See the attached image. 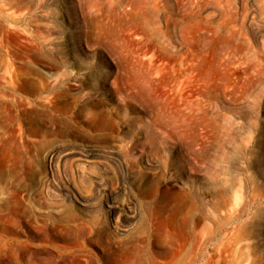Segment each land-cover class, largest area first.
<instances>
[{
    "label": "rangeland",
    "instance_id": "obj_1",
    "mask_svg": "<svg viewBox=\"0 0 264 264\" xmlns=\"http://www.w3.org/2000/svg\"><path fill=\"white\" fill-rule=\"evenodd\" d=\"M3 1L0 264H264V0Z\"/></svg>",
    "mask_w": 264,
    "mask_h": 264
},
{
    "label": "bare ground",
    "instance_id": "obj_2",
    "mask_svg": "<svg viewBox=\"0 0 264 264\" xmlns=\"http://www.w3.org/2000/svg\"><path fill=\"white\" fill-rule=\"evenodd\" d=\"M3 1V0H2ZM7 1V0H6ZM4 2V1H3ZM8 4V3H7ZM6 5V3H1L0 4V9H3L4 7L3 6H5ZM7 6V5H6ZM12 7V5H9L8 6V8H11ZM7 14H9V13H7ZM10 15H12V16H14V13L12 12V13H10ZM13 18V17H12ZM13 22H16V21H13ZM19 22V21H18ZM0 24H1V21H0ZM13 26H15V25H13ZM16 27V26H15ZM17 28V27H16ZM20 29V28H19ZM18 29V30H19ZM26 29V28H25ZM24 29V30H25ZM14 30V29H13ZM22 30V29H21ZM23 31V30H22ZM1 32H2V29H1V26H0V42L2 43V36H1ZM9 32V31H8ZM27 32V31H26ZM12 34V33H11ZM24 39H25V37H23ZM10 39V38H9ZM36 39V38H35ZM26 40V39H25ZM35 41V40H34ZM38 42V41H37ZM25 43H26V41H25ZM39 43V42H38ZM27 44V43H26ZM11 45V44H10ZM23 45V44H22ZM12 46V45H11ZM33 46V45H32ZM43 46V45H42ZM39 47V46H38ZM6 48V47H5ZM7 49H9V48H7ZM39 49V48H38ZM11 50V49H10ZM10 50H8V51H10ZM40 50V49H39ZM43 51V50H42ZM13 52V51H12ZM18 52V51H17ZM20 53V52H19ZM47 53V52H46ZM17 54V53H16ZM8 55V54H7ZM40 56V55H39ZM49 56V55H48ZM29 58V57H28ZM27 58V59H28ZM10 59V58H9ZM31 59V58H30ZM18 62V61H17ZM25 63V62H24ZM10 65L11 64H9L8 66L10 67ZM29 68V67H28ZM13 76V75H12ZM232 77V76H231ZM13 78V77H12ZM14 81V80H13ZM202 81V80H201ZM204 83H206V81L204 82ZM39 96V95H38ZM27 97V96H26ZM22 98V97H21ZM3 100V99H2ZM38 100V99H37ZM51 101H52V99H51ZM26 102H27V104H29V103H32L33 101H31V99H27L26 100ZM35 103V102H34ZM16 104L17 105H22V104H25V102L22 100V99H20L19 98V100L17 99V101H16ZM32 105V104H31ZM18 109V108H17ZM26 110H27V112H28V107L27 108H25ZM0 110H2L1 112H5L4 114H5V116H7V118H10V117H13L14 115H13V113H12V106L11 105H9L8 104V102H0ZM9 110V111H8ZM25 113V112H24ZM194 140V139H193ZM195 141V140H194ZM196 146V145H195ZM190 147V146H189ZM204 152V151H203ZM198 157V156H197ZM247 182V181H246ZM256 186V185H255ZM253 187V186H252ZM243 191V190H242ZM253 191V190H252ZM240 192V191H239ZM259 192V191H258ZM244 194H245V192H244ZM259 194V193H258ZM241 195V194H240ZM262 195V194H261ZM247 196V195H246ZM248 197V196H247ZM246 198V197H245ZM260 198V197H259ZM244 200V199H243ZM260 200V199H259ZM251 203V202H250ZM256 204V203H255ZM260 209V208H259ZM263 210V209H262ZM231 211V210H230ZM264 211V210H263ZM236 212V211H235ZM231 213H234V212H231ZM230 213V214H231ZM237 218H239V217H237ZM250 226V225H249ZM198 228V227H197ZM239 228V227H238ZM233 230V229H232ZM238 232V231H237ZM232 240V239H231ZM201 241H202V239H201ZM224 242V241H223ZM231 242V241H230ZM183 244V243H182ZM234 260V259H233ZM232 262L233 261H231V263L230 264H232Z\"/></svg>",
    "mask_w": 264,
    "mask_h": 264
}]
</instances>
